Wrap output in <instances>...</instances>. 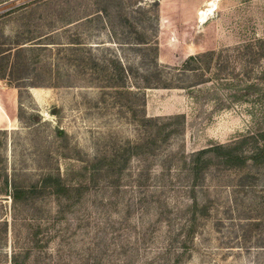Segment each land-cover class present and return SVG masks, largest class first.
I'll return each instance as SVG.
<instances>
[{
  "label": "rangeland",
  "instance_id": "rangeland-1",
  "mask_svg": "<svg viewBox=\"0 0 264 264\" xmlns=\"http://www.w3.org/2000/svg\"><path fill=\"white\" fill-rule=\"evenodd\" d=\"M0 52V264H264V0H0Z\"/></svg>",
  "mask_w": 264,
  "mask_h": 264
},
{
  "label": "trees",
  "instance_id": "trees-1",
  "mask_svg": "<svg viewBox=\"0 0 264 264\" xmlns=\"http://www.w3.org/2000/svg\"><path fill=\"white\" fill-rule=\"evenodd\" d=\"M22 46L20 47H17L15 49V52L16 54L20 53V51L22 50ZM1 53V52H0ZM4 54V53H3ZM3 54H0V58H3ZM111 63H112V70H113V74L114 76L116 77V79L118 78L120 81L124 82V66L122 64H120L118 62V60L116 59H111ZM0 77L1 78H4V74H2V72H0ZM144 78H146L144 76ZM6 84H9L8 82H6ZM147 86L148 85V82L146 83ZM176 119H179V121L181 120V123L183 124V119H184V115L182 113H176L174 114V116H172ZM145 121H151L153 118L151 117H142ZM162 128V127H161ZM260 137H261V140H262V145H261V149H260V152H258L259 154L261 153H264V129H262L260 131ZM249 137H253V135H248ZM224 148V146L222 144H214V145H210V146H207V147H204V148H201L199 149V151L197 152L198 155H201L205 152H210V151H214L216 153H219L221 152V150ZM226 154L229 155V157H232L233 155L231 153H229V151H226ZM43 185L44 186H50V188H53L52 190L54 192H65L68 190V185L66 183H64L62 181V179H60L59 177H55V178H51L50 176L49 177H46L43 181ZM2 192H5L7 193L9 196H11L12 198L14 199H20V198H23L25 197V191L19 189V188H14L12 190H8L7 188V182L5 183V187L4 189H2Z\"/></svg>",
  "mask_w": 264,
  "mask_h": 264
},
{
  "label": "crops",
  "instance_id": "crops-1",
  "mask_svg": "<svg viewBox=\"0 0 264 264\" xmlns=\"http://www.w3.org/2000/svg\"><path fill=\"white\" fill-rule=\"evenodd\" d=\"M16 90L10 86H0V128H8V120L16 118Z\"/></svg>",
  "mask_w": 264,
  "mask_h": 264
},
{
  "label": "bare ground",
  "instance_id": "bare-ground-1",
  "mask_svg": "<svg viewBox=\"0 0 264 264\" xmlns=\"http://www.w3.org/2000/svg\"><path fill=\"white\" fill-rule=\"evenodd\" d=\"M205 14H206V13L202 12V14H201V15H202V17H204V16H205Z\"/></svg>",
  "mask_w": 264,
  "mask_h": 264
},
{
  "label": "built area",
  "instance_id": "built-area-1",
  "mask_svg": "<svg viewBox=\"0 0 264 264\" xmlns=\"http://www.w3.org/2000/svg\"><path fill=\"white\" fill-rule=\"evenodd\" d=\"M14 264H23V263H14Z\"/></svg>",
  "mask_w": 264,
  "mask_h": 264
}]
</instances>
